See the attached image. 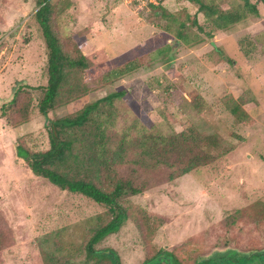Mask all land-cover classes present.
Listing matches in <instances>:
<instances>
[{
	"label": "rangeland",
	"instance_id": "1",
	"mask_svg": "<svg viewBox=\"0 0 264 264\" xmlns=\"http://www.w3.org/2000/svg\"><path fill=\"white\" fill-rule=\"evenodd\" d=\"M37 1L0 0V107L19 85L46 84V49L33 19ZM200 1L211 7L207 13L242 7L247 19L215 32L212 15L188 0H165L156 13L133 0H50L56 34L96 58L97 69L123 55L138 56L142 65L100 88L91 76L87 95L47 116L39 113L36 91H28L33 103L27 122L12 127L0 119L3 264H46L42 251L55 255L49 264H64L65 257L71 264L86 261L85 244L105 224L106 207L35 177L15 147L47 151L51 121L117 92L123 93L113 109L118 124L110 125L105 141L123 165L120 178L131 180L133 173L144 188L121 203L141 209L146 228L139 236L126 220L94 250H114L119 264H143L166 250L181 264H195L216 252L241 256L264 249V0H248L254 9L244 0ZM241 96L253 120L249 126L236 124L229 112ZM143 134L210 136L217 152L208 165L167 181L168 166L131 170L132 144Z\"/></svg>",
	"mask_w": 264,
	"mask_h": 264
},
{
	"label": "trees",
	"instance_id": "2",
	"mask_svg": "<svg viewBox=\"0 0 264 264\" xmlns=\"http://www.w3.org/2000/svg\"><path fill=\"white\" fill-rule=\"evenodd\" d=\"M150 6L154 13L163 9V2ZM197 5L199 11L210 16L214 31H227L229 28L247 19L245 10L230 8L209 10L211 7L205 1L188 0ZM248 8L254 9L248 0H244ZM39 9L33 19L39 26L41 37L46 49L47 81L44 86L31 88L19 85L9 101L0 107V119H5L10 126H17L28 120L29 109L33 103L32 94L36 91L37 107L42 116H47L52 110L68 105L88 94L89 79L96 77L97 87L111 85L132 74L141 67L138 56H118L105 63L100 69L96 58L83 56L79 47L68 44L59 37L50 21V0H38ZM245 7V6H244ZM246 8V7H245ZM212 11V14H210ZM181 29H179L180 31ZM178 36H182L180 32ZM212 40V37L209 36ZM172 47L170 48V50ZM123 96L122 92L107 95L93 103L86 104L74 114L51 121L49 130V149L45 152H32L17 144L16 154L23 159L30 172L58 187L62 191L80 194L87 199L107 209V220L101 227L93 230L85 244L86 261L81 264L96 262L98 264H119L116 252L110 248L94 250V246L108 235L116 233L122 223L132 220L139 232L145 231L146 224L142 219V210L136 207L129 209L121 203L126 195H139L144 188L135 184V176L123 181L119 169L123 165L116 162V154L105 141V133L110 125L118 119L113 113L115 100ZM243 96L230 103L229 112L236 124L249 126L253 120L242 109L245 103ZM106 127V128H105ZM143 132V131H142ZM77 145L79 146L77 148ZM136 168L143 171H160V167L168 166L170 174L167 181L186 175L196 168L208 165L212 153L217 152L216 140L210 136L182 135L167 138L156 135H146L132 144ZM100 216H97L99 220ZM147 236H152L147 233ZM7 240L0 226V253L6 248ZM44 262L49 264L51 256L45 251ZM47 256L49 258H47ZM64 264H71L72 259L65 257ZM96 260V261H93ZM181 264L170 251L158 252L144 260L143 264ZM0 264H3L0 258ZM61 264V262L56 263ZM195 264H264V249L245 252L237 256L236 251L216 252L211 257L202 259Z\"/></svg>",
	"mask_w": 264,
	"mask_h": 264
},
{
	"label": "built area",
	"instance_id": "3",
	"mask_svg": "<svg viewBox=\"0 0 264 264\" xmlns=\"http://www.w3.org/2000/svg\"><path fill=\"white\" fill-rule=\"evenodd\" d=\"M138 5H143L147 8L150 6H157L161 3L162 0H133Z\"/></svg>",
	"mask_w": 264,
	"mask_h": 264
}]
</instances>
